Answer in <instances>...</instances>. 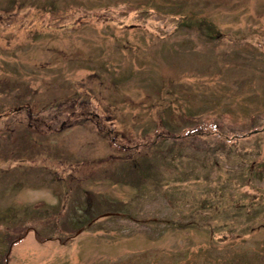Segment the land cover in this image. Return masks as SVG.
Returning <instances> with one entry per match:
<instances>
[{
	"label": "rangeland",
	"instance_id": "rangeland-1",
	"mask_svg": "<svg viewBox=\"0 0 264 264\" xmlns=\"http://www.w3.org/2000/svg\"><path fill=\"white\" fill-rule=\"evenodd\" d=\"M0 264H264V0H0Z\"/></svg>",
	"mask_w": 264,
	"mask_h": 264
},
{
	"label": "trees",
	"instance_id": "trees-1",
	"mask_svg": "<svg viewBox=\"0 0 264 264\" xmlns=\"http://www.w3.org/2000/svg\"><path fill=\"white\" fill-rule=\"evenodd\" d=\"M26 136L27 135H24L22 137V141H25V142L27 141ZM262 209H263L262 206H256V207H254V209L252 210V213H253L254 217H258V214L262 211ZM116 216H122V217H126V218H129V219H133V216L130 215V214H128V213L127 214L126 213L125 214H122V213L121 214H116ZM245 216H246V220H249L250 217H251V215L249 213H247ZM92 217L93 216H90L89 215L88 220L87 219L85 221L81 220V222L83 221L82 222L83 225H87L88 222L92 219ZM198 219H199L198 221H196V220H189V221L169 220V221H166V223H170V225L175 226V227H178V228H183V227H186V226L187 227L194 226V225L197 226L198 225L197 223H199L201 221V218H198Z\"/></svg>",
	"mask_w": 264,
	"mask_h": 264
},
{
	"label": "flooded vegetation",
	"instance_id": "flooded-vegetation-1",
	"mask_svg": "<svg viewBox=\"0 0 264 264\" xmlns=\"http://www.w3.org/2000/svg\"><path fill=\"white\" fill-rule=\"evenodd\" d=\"M79 116L77 117V118H82V117H84L85 119H87V120H89V119H91V116L89 115V114H81V113H79L78 114ZM93 115V114H92ZM29 116H30V118H32L33 116H32V114L31 113H29ZM95 116H97L99 119L97 120V127L98 128H100V129H105L106 130V125L104 124V123H102L101 122V120H100V114L99 113H95ZM102 118V117H101ZM30 124V123H29Z\"/></svg>",
	"mask_w": 264,
	"mask_h": 264
}]
</instances>
